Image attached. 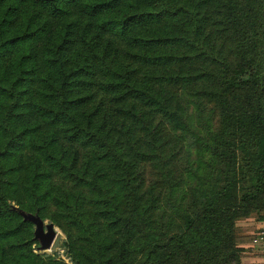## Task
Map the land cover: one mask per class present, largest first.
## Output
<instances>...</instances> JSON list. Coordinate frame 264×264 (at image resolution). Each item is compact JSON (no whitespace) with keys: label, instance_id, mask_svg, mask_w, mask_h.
I'll return each instance as SVG.
<instances>
[{"label":"trees","instance_id":"trees-1","mask_svg":"<svg viewBox=\"0 0 264 264\" xmlns=\"http://www.w3.org/2000/svg\"><path fill=\"white\" fill-rule=\"evenodd\" d=\"M196 131L210 156L190 163ZM12 201L62 228L72 264H242L264 0H0V264H69L3 227Z\"/></svg>","mask_w":264,"mask_h":264},{"label":"rangeland","instance_id":"rangeland-1","mask_svg":"<svg viewBox=\"0 0 264 264\" xmlns=\"http://www.w3.org/2000/svg\"><path fill=\"white\" fill-rule=\"evenodd\" d=\"M192 121L195 127H200L202 124L201 122L197 121L196 117H194ZM196 132L197 135L199 136L200 142L193 143L191 145L190 154H188L187 149L184 152L186 158L190 159V163L196 161V159L199 156H203L205 158H209L210 156L209 152L207 151H201L200 153H198L200 144L204 143L205 140L210 141V139L207 136L203 135L205 134L203 131H202L203 134L200 133L199 131ZM193 137L195 136L194 135L190 136V138ZM186 142L189 143L190 139L188 138ZM221 147L222 149L228 148L226 145L225 146L221 145ZM233 153L236 158V163L238 164L241 160V155L238 151H234ZM216 164L223 165L224 164L223 159L218 158ZM11 203L13 206H15V208L17 209L19 208V212H18L19 217H16L10 222L4 221L3 227H10L12 225L17 224L19 221L26 222V227L18 235H16L14 239L21 240V242L24 243V245L27 247L28 250H31L36 254L45 255L46 257L47 256L53 257L57 260H63L68 262L69 264H72L70 258H68L65 253L67 236L66 233L62 230V228L50 218L48 217L42 218L41 216L36 215L32 210H30L29 204L26 207L28 211H26L24 209H21L20 206L17 205L15 202L12 201ZM262 214H264V211L253 213L249 217L242 218L237 221V233H238L239 244L243 248V251L241 253L242 264H264V259H263L264 256L261 253V250L256 246H253L252 244L255 234L259 226L263 222V220L259 218V216H261ZM35 217H40L41 222H43L44 224V229L46 233H49L50 230H53L54 232V236L48 247H44L42 240L40 238H37L36 236L37 225L34 222Z\"/></svg>","mask_w":264,"mask_h":264},{"label":"water","instance_id":"water-1","mask_svg":"<svg viewBox=\"0 0 264 264\" xmlns=\"http://www.w3.org/2000/svg\"><path fill=\"white\" fill-rule=\"evenodd\" d=\"M34 222L37 225V233H36L37 238H40L42 240L44 247H48L54 236L53 230H50L49 233H46L44 229V224L43 222H41L40 217H35Z\"/></svg>","mask_w":264,"mask_h":264},{"label":"built area","instance_id":"built-area-1","mask_svg":"<svg viewBox=\"0 0 264 264\" xmlns=\"http://www.w3.org/2000/svg\"><path fill=\"white\" fill-rule=\"evenodd\" d=\"M252 244L253 246H256L257 248H259L261 250V253L264 256V222H262L261 225L259 226L253 238Z\"/></svg>","mask_w":264,"mask_h":264}]
</instances>
